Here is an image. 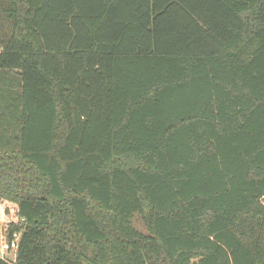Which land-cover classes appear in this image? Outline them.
I'll use <instances>...</instances> for the list:
<instances>
[{"label": "trees", "instance_id": "trees-1", "mask_svg": "<svg viewBox=\"0 0 264 264\" xmlns=\"http://www.w3.org/2000/svg\"><path fill=\"white\" fill-rule=\"evenodd\" d=\"M264 0H0V264H264Z\"/></svg>", "mask_w": 264, "mask_h": 264}, {"label": "built area", "instance_id": "built-area-1", "mask_svg": "<svg viewBox=\"0 0 264 264\" xmlns=\"http://www.w3.org/2000/svg\"><path fill=\"white\" fill-rule=\"evenodd\" d=\"M264 205V199L262 201ZM13 220L9 223L11 224ZM22 234L21 233H13L12 239L10 241L7 240L5 244L0 249V258L7 261V262H15L16 260V253L19 248V243L21 240ZM11 256H13L11 258Z\"/></svg>", "mask_w": 264, "mask_h": 264}, {"label": "rangeland", "instance_id": "rangeland-1", "mask_svg": "<svg viewBox=\"0 0 264 264\" xmlns=\"http://www.w3.org/2000/svg\"><path fill=\"white\" fill-rule=\"evenodd\" d=\"M12 221V216H8L2 206H0V249L7 242L6 229L7 225ZM13 256H11L12 258Z\"/></svg>", "mask_w": 264, "mask_h": 264}, {"label": "crops", "instance_id": "crops-1", "mask_svg": "<svg viewBox=\"0 0 264 264\" xmlns=\"http://www.w3.org/2000/svg\"><path fill=\"white\" fill-rule=\"evenodd\" d=\"M0 206H2V205L0 204Z\"/></svg>", "mask_w": 264, "mask_h": 264}]
</instances>
